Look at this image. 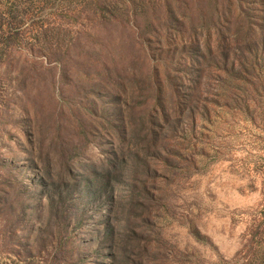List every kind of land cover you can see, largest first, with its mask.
Listing matches in <instances>:
<instances>
[{"label":"rangeland","instance_id":"1","mask_svg":"<svg viewBox=\"0 0 264 264\" xmlns=\"http://www.w3.org/2000/svg\"><path fill=\"white\" fill-rule=\"evenodd\" d=\"M0 264H264V0H0Z\"/></svg>","mask_w":264,"mask_h":264}]
</instances>
